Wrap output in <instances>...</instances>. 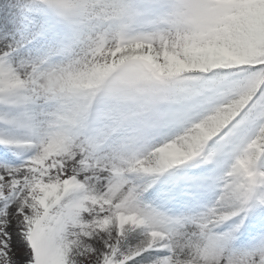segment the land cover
<instances>
[{"label":"snow or ice","instance_id":"6c2138e0","mask_svg":"<svg viewBox=\"0 0 264 264\" xmlns=\"http://www.w3.org/2000/svg\"><path fill=\"white\" fill-rule=\"evenodd\" d=\"M0 264H264V0H0Z\"/></svg>","mask_w":264,"mask_h":264}]
</instances>
